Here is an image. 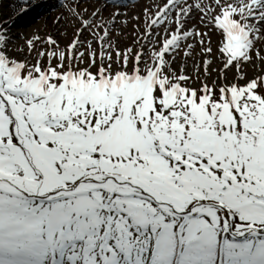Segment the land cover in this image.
Segmentation results:
<instances>
[{"label": "snow or ice", "instance_id": "1", "mask_svg": "<svg viewBox=\"0 0 264 264\" xmlns=\"http://www.w3.org/2000/svg\"><path fill=\"white\" fill-rule=\"evenodd\" d=\"M0 264H264V0H0Z\"/></svg>", "mask_w": 264, "mask_h": 264}, {"label": "rangeland", "instance_id": "2", "mask_svg": "<svg viewBox=\"0 0 264 264\" xmlns=\"http://www.w3.org/2000/svg\"><path fill=\"white\" fill-rule=\"evenodd\" d=\"M14 3V1H13ZM54 13V12H53ZM56 13L52 14V15H55ZM33 24H35L37 27H42L43 24H44V20L43 18H30L28 20H26L25 18L21 19L20 22L17 24V31H21V32H24L26 35L27 34H30L34 28H33ZM28 28H30L29 30H27Z\"/></svg>", "mask_w": 264, "mask_h": 264}, {"label": "bare ground", "instance_id": "3", "mask_svg": "<svg viewBox=\"0 0 264 264\" xmlns=\"http://www.w3.org/2000/svg\"><path fill=\"white\" fill-rule=\"evenodd\" d=\"M33 14V13H32ZM32 14H30L31 16L30 17H32V16H34V15H32ZM26 20H28V17H27V19ZM30 28H28L27 30H29ZM31 30V29H30Z\"/></svg>", "mask_w": 264, "mask_h": 264}]
</instances>
